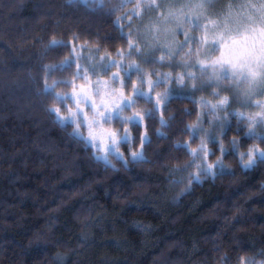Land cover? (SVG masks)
<instances>
[{"label":"clouds","instance_id":"1","mask_svg":"<svg viewBox=\"0 0 264 264\" xmlns=\"http://www.w3.org/2000/svg\"><path fill=\"white\" fill-rule=\"evenodd\" d=\"M0 264H264V0H0Z\"/></svg>","mask_w":264,"mask_h":264}]
</instances>
